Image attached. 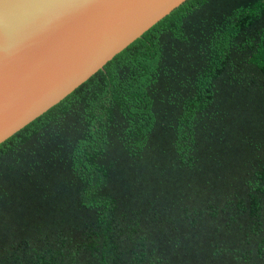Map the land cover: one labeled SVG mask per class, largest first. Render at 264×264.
<instances>
[{"label": "trees", "instance_id": "1", "mask_svg": "<svg viewBox=\"0 0 264 264\" xmlns=\"http://www.w3.org/2000/svg\"><path fill=\"white\" fill-rule=\"evenodd\" d=\"M0 264H264V0H185L0 144Z\"/></svg>", "mask_w": 264, "mask_h": 264}, {"label": "water", "instance_id": "2", "mask_svg": "<svg viewBox=\"0 0 264 264\" xmlns=\"http://www.w3.org/2000/svg\"><path fill=\"white\" fill-rule=\"evenodd\" d=\"M185 0H0V144Z\"/></svg>", "mask_w": 264, "mask_h": 264}]
</instances>
